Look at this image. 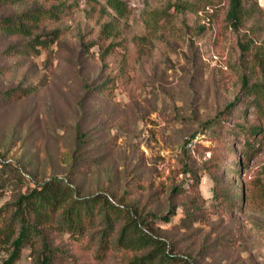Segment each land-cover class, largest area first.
Returning a JSON list of instances; mask_svg holds the SVG:
<instances>
[{"label":"rangeland","instance_id":"374dc122","mask_svg":"<svg viewBox=\"0 0 264 264\" xmlns=\"http://www.w3.org/2000/svg\"><path fill=\"white\" fill-rule=\"evenodd\" d=\"M124 2L120 19L99 0L0 2V21L37 16L0 30V208L59 178L129 209L177 264H264V138H248L264 131V0L237 20L232 0ZM122 224L106 248L102 214L83 234L46 228L51 264H131L149 249L118 248Z\"/></svg>","mask_w":264,"mask_h":264},{"label":"trees","instance_id":"16d2710c","mask_svg":"<svg viewBox=\"0 0 264 264\" xmlns=\"http://www.w3.org/2000/svg\"><path fill=\"white\" fill-rule=\"evenodd\" d=\"M2 1L11 2L15 0H0V2ZM99 1L104 4L101 8L102 12H106L108 9L118 19L125 16L127 7L124 0ZM240 8L241 0H232L230 12L232 19H238ZM36 18L35 14H31L6 19L0 21V30L7 33L26 34L30 30L29 24L35 23ZM105 27L107 28V26ZM252 89L264 102V84L252 87ZM15 93L17 91L9 92L6 95L12 96ZM237 103L238 101H235L228 105L226 111L219 116L231 112ZM261 135L264 138V131L259 127L249 129L248 138H256ZM250 142L249 139H246L244 144L249 147ZM236 165V172L240 174L242 164ZM73 193L69 184H63L59 178H51L22 194L13 205L0 208V249L6 250L8 253V258L3 264L17 262L22 249L26 246H32L38 238L42 242V251L38 254L36 264H51V254L46 245V228L53 230L56 228V230L72 235L83 234L88 225L93 224L97 214H102L106 223V229L103 231L101 239L103 248L108 245L113 223L121 220L123 224L116 239V246L130 251L149 249L146 254L136 257L131 264L181 263L179 257L167 252V246L164 242L143 228L142 222L129 209L112 205L107 200H102L100 196L75 197ZM243 198L244 194L242 193L241 200ZM232 204L236 205V201H232ZM161 220L168 221L169 217L161 218Z\"/></svg>","mask_w":264,"mask_h":264}]
</instances>
